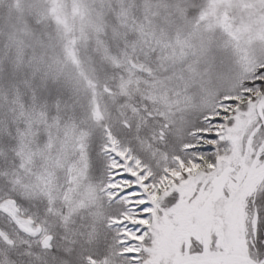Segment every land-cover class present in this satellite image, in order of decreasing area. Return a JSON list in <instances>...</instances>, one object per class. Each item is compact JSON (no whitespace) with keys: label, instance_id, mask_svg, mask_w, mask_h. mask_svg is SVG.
<instances>
[{"label":"snow or ice","instance_id":"1","mask_svg":"<svg viewBox=\"0 0 264 264\" xmlns=\"http://www.w3.org/2000/svg\"><path fill=\"white\" fill-rule=\"evenodd\" d=\"M0 264H264V0H0Z\"/></svg>","mask_w":264,"mask_h":264}]
</instances>
